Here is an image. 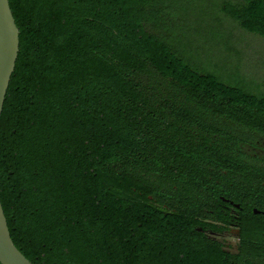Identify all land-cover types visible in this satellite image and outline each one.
Returning a JSON list of instances; mask_svg holds the SVG:
<instances>
[{
	"label": "trees",
	"instance_id": "16d2710c",
	"mask_svg": "<svg viewBox=\"0 0 264 264\" xmlns=\"http://www.w3.org/2000/svg\"><path fill=\"white\" fill-rule=\"evenodd\" d=\"M188 3L9 0L19 52L0 118V201L32 264H264L255 216L239 250L196 232L227 231L216 228L223 199L262 191L264 78L203 62ZM218 11L264 39V0Z\"/></svg>",
	"mask_w": 264,
	"mask_h": 264
},
{
	"label": "rangeland",
	"instance_id": "374dc122",
	"mask_svg": "<svg viewBox=\"0 0 264 264\" xmlns=\"http://www.w3.org/2000/svg\"><path fill=\"white\" fill-rule=\"evenodd\" d=\"M222 1L190 0L185 6L192 31L199 30L193 38L196 53L203 62L220 69L224 78L237 73L247 83L260 84L264 78V39L220 14Z\"/></svg>",
	"mask_w": 264,
	"mask_h": 264
},
{
	"label": "water",
	"instance_id": "95a60500",
	"mask_svg": "<svg viewBox=\"0 0 264 264\" xmlns=\"http://www.w3.org/2000/svg\"><path fill=\"white\" fill-rule=\"evenodd\" d=\"M19 52V30L9 0H0V118ZM0 264H32L15 247L0 201Z\"/></svg>",
	"mask_w": 264,
	"mask_h": 264
},
{
	"label": "flooded vegetation",
	"instance_id": "af4514ba",
	"mask_svg": "<svg viewBox=\"0 0 264 264\" xmlns=\"http://www.w3.org/2000/svg\"><path fill=\"white\" fill-rule=\"evenodd\" d=\"M264 90V87L261 88ZM258 122L257 131L255 135L256 149L259 151L258 161L264 164V121ZM262 154V156L260 155ZM262 191H258L256 195L249 194L248 197L242 196L243 203H236L231 199H223L221 205V222L223 224L217 225L216 228H223L224 232H213L211 228L197 227L196 232L200 233L201 237H206L208 241H216L220 246L226 250H236L243 246V242L240 239L242 227L248 220L249 215L255 216L259 223L264 226V183L260 185ZM150 199V198H149ZM219 212V211H217ZM230 238L235 239L232 241Z\"/></svg>",
	"mask_w": 264,
	"mask_h": 264
}]
</instances>
